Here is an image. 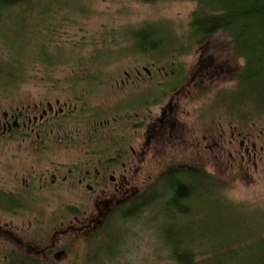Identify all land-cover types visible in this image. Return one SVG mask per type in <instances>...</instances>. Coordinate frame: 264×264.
Masks as SVG:
<instances>
[{"label":"rangeland","instance_id":"rangeland-1","mask_svg":"<svg viewBox=\"0 0 264 264\" xmlns=\"http://www.w3.org/2000/svg\"><path fill=\"white\" fill-rule=\"evenodd\" d=\"M45 3L0 14V82L8 70L21 77L0 92V121L23 113L28 123L48 104L66 113L44 124L40 138L22 126L0 133V194L26 200L18 214L0 210V264L25 257L43 264H176L160 208L105 233L120 202L141 196L174 166L205 170L215 192H200L192 215L169 237L193 239L203 264L247 252L264 237V121L239 119L226 100L244 64L229 40L190 44L191 1ZM146 24L174 38L175 51L183 43L180 55L153 66L137 54L129 31ZM166 67L169 76L161 75ZM179 75L183 83L172 91ZM215 196L229 223L221 220L222 234L212 239Z\"/></svg>","mask_w":264,"mask_h":264},{"label":"trees","instance_id":"trees-1","mask_svg":"<svg viewBox=\"0 0 264 264\" xmlns=\"http://www.w3.org/2000/svg\"><path fill=\"white\" fill-rule=\"evenodd\" d=\"M145 4H154L159 1H191L195 3L196 10L191 15L188 40L190 44L202 47L209 40L218 36L226 37L231 45L234 55L243 60V67L238 75V89L227 96L234 111L245 122H254L257 118L264 121V0H138ZM46 0H0V14L11 11H35L41 9ZM133 42V50L141 56L155 60L153 66L161 63L165 56L180 55L179 50H174V38H167L164 29L160 30L156 25L146 24L129 31ZM186 40V39H185ZM171 57V56H170ZM171 57V58H172ZM160 59V60H159ZM44 61V60H43ZM171 60H166L170 62ZM48 63V62H47ZM164 69L161 75H170ZM171 71L172 69L169 68ZM6 82H0V92H5L14 87L21 77L15 75L14 70H8ZM1 73V70H0ZM179 77V78H178ZM179 75L172 84V91H176L183 79ZM159 101V100H157ZM214 181L203 169L189 166L185 168L170 167L157 181L147 187L141 196L120 202L105 221V233L109 235L115 224L120 221L138 217L145 210L157 208L166 217L169 230L165 237L166 248L171 252V259L176 264H203L196 260L195 241L184 236L180 232L177 236L169 237L172 228L181 226L184 219H188L193 212V207L200 192L214 191ZM199 194V195H198ZM216 195V194H215ZM215 196L214 211L220 217H216L213 239L215 235H221V220L229 223L228 216L222 218L217 212L221 203ZM25 199V198H24ZM23 199V200H24ZM20 202L9 194H0V209H14ZM25 207V206H23ZM158 213V212H157ZM159 214V213H158ZM115 222L111 226V224ZM231 223V222H230ZM234 228V226H233ZM233 228L230 229L227 239ZM174 234V233H173ZM223 240V239H222ZM226 259L243 260V264H264V237L251 245L244 254H237ZM22 258V256H20ZM24 260L15 259L10 264H42L36 257H25ZM36 259V260H35ZM225 258L214 261L213 264H225Z\"/></svg>","mask_w":264,"mask_h":264},{"label":"flooded vegetation","instance_id":"flooded-vegetation-1","mask_svg":"<svg viewBox=\"0 0 264 264\" xmlns=\"http://www.w3.org/2000/svg\"><path fill=\"white\" fill-rule=\"evenodd\" d=\"M57 105H59L57 103ZM42 107V105H37L35 106V108L37 110H40ZM48 110H43L40 114L39 117H35L34 119H29L28 123L23 122V118H24V114L20 113L18 116L14 117V121L10 122L9 119L5 118L3 121H0V133L1 134H11L12 132H18L22 128H26L28 129L32 135H36L37 138H40L43 135V132L40 130L41 127H43V125L45 124L46 126L48 125L49 121H57L62 119L65 116V109L59 108L58 112H55V109L52 107L51 104L47 105ZM13 119V118H12ZM23 122L22 124L20 122ZM18 125V129L15 130L14 124ZM11 129V130H9ZM47 131V130H46ZM96 179H98L99 174L96 173ZM85 179V178H84ZM83 181H81L82 183ZM20 203L18 205H16L17 207L14 209H9L7 210L6 208L3 207V209H0L2 211L5 212H9V213H14V214H18L21 212L22 209H24L26 207V204L24 202H26V200L22 199L21 201H19ZM22 202V203H21ZM25 206V207H22ZM47 256V252L45 254ZM20 261V260H17ZM51 260L50 259H46V264H50ZM42 263V262H41ZM43 264V263H42Z\"/></svg>","mask_w":264,"mask_h":264},{"label":"water","instance_id":"water-1","mask_svg":"<svg viewBox=\"0 0 264 264\" xmlns=\"http://www.w3.org/2000/svg\"><path fill=\"white\" fill-rule=\"evenodd\" d=\"M14 127H15V130L18 129V125L16 123L14 124ZM9 130H11V129H9Z\"/></svg>","mask_w":264,"mask_h":264}]
</instances>
